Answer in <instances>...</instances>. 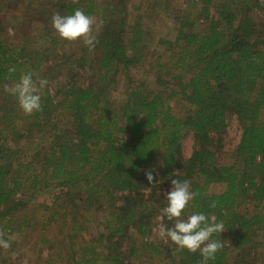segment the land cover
Segmentation results:
<instances>
[{
  "label": "trees",
  "instance_id": "obj_1",
  "mask_svg": "<svg viewBox=\"0 0 264 264\" xmlns=\"http://www.w3.org/2000/svg\"><path fill=\"white\" fill-rule=\"evenodd\" d=\"M131 1L41 0L33 13L24 11L21 42L10 40L0 17V231L22 238L37 232L34 244L48 252L41 251L42 262L38 257L35 264H136L133 257L143 251L160 264H201L199 252L179 250L170 240L164 245L146 240L157 223L171 226L161 216L163 181L187 180L196 194L192 210L225 228L213 237L223 248L209 264H259L264 0H186V8L174 13L170 0H136L130 22ZM5 8L10 5L0 0V13ZM151 8L171 12L177 26L174 40L159 42L169 54L166 61L151 49L154 38L144 25ZM77 9L96 17L98 43L91 51L79 42L77 51L59 52L66 43L51 17ZM35 22L42 28L34 44L27 36ZM147 64L165 90L153 91L131 74ZM29 70L48 85L42 111L26 116L5 85ZM120 75L124 99L117 103L111 94ZM177 96L188 105L182 116L169 104ZM229 116L239 119L243 132L236 163L225 166L217 155ZM189 135L193 151L183 158ZM159 157L161 177L156 180L151 171L152 185L143 168ZM222 183L224 191H209ZM49 191L57 193L53 203H30ZM92 211L107 212L104 229L92 243L79 245ZM132 234L141 241L125 249Z\"/></svg>",
  "mask_w": 264,
  "mask_h": 264
},
{
  "label": "rangeland",
  "instance_id": "obj_2",
  "mask_svg": "<svg viewBox=\"0 0 264 264\" xmlns=\"http://www.w3.org/2000/svg\"><path fill=\"white\" fill-rule=\"evenodd\" d=\"M3 2L10 5V8L3 9L6 12L0 13L1 19L6 23L8 29L7 32L10 35V40L15 42H21L24 38V32L26 28L21 26V21L23 20V14L25 9L29 12H32L37 9L39 6V2L41 0H2ZM20 1L19 4L15 2ZM102 1L106 0H96L97 4H100ZM136 0H132L129 3V20L132 22L134 15L136 12L133 10L132 4L135 3ZM170 11L174 13L180 8H186L187 1L186 0H170ZM134 6V5H133ZM171 12H164V10H156L151 8L144 19V25L147 26L148 29L151 30V37L154 38V46H151V49L155 47V49L164 56L163 60L166 61L168 59L169 54L167 53V49L164 45L160 44V40H174L176 36L177 26L172 19L173 15ZM96 20V17H93ZM42 28V23H34L32 29H36L33 32L28 34V38L35 44V38L40 35ZM17 29V30H16ZM66 43L63 44L64 46L59 47V52H75L77 51L79 42H68L63 41ZM54 44V43H53ZM150 60V59H149ZM58 70V69H57ZM131 74L136 79H142L145 81L150 89L153 91H161L165 90L162 89V86H158L155 83V76L151 68L147 65L138 66L131 70ZM118 81V87L114 89L111 94L112 100H115L117 103L122 102L124 99V83H125V76L120 75ZM170 90V89H169ZM169 104L173 107L174 112L179 116L184 115L185 110L188 109V105L182 102L179 97H173L170 99ZM242 125L239 119L236 116H229L228 117V126L226 131L222 134L223 138V146L221 151L218 153V164L220 165H233L236 163L235 152L240 143L242 137ZM194 138L192 135H189L184 141L182 145V157L187 158L191 155L194 147ZM238 166H241V163H237ZM145 171H153L154 175L156 176V180L159 181L161 177V170H162V162H160V157L154 162L152 166H144L143 168ZM164 187L158 193H162L165 196L166 191L170 188V181H163L162 183ZM226 185L225 184H213L209 191L211 193H220L224 191ZM57 192V191H56ZM56 194L53 192H44L39 195L35 194L32 198L31 204L43 203L46 202L48 204L53 203V200L57 199ZM152 201L155 200L154 196H150ZM162 199V198H161ZM89 214V213H87ZM108 214L106 211H92L90 212V222L85 224V230H83L82 234L79 232L78 235V244H84L85 242L92 243V240L96 239L99 234L104 229V225L102 222L106 220ZM82 226V225H81ZM162 224H156L153 232L149 235L146 239L148 242H151L155 245L161 244L164 245L167 243V238H162L160 236V229ZM78 231V230H77ZM35 233L34 237L28 236L27 238L19 237L17 233H13L11 235L2 234L0 231V235L4 236L5 238L8 237L11 241V247L9 249H0V264L12 263V264H35L38 261V255L41 254V251L44 250V255L47 254L48 249L42 244H34V241L37 240V232ZM53 237L54 234L51 233ZM260 243L258 249L259 252L257 257L259 259V264H264V234L259 238ZM141 241V238H137L134 234L130 236L129 243L125 244V249H129L131 246H137ZM34 244V245H33ZM78 245V246H79ZM99 249V247L97 248ZM101 250V249H100ZM147 252V251H146ZM145 251L140 254H136L133 259L135 260L136 264H160L158 260L151 259L150 256ZM41 257L39 260L42 262ZM3 260H5L3 262ZM132 260V259H131ZM125 264H130V261H125Z\"/></svg>",
  "mask_w": 264,
  "mask_h": 264
},
{
  "label": "clouds",
  "instance_id": "obj_3",
  "mask_svg": "<svg viewBox=\"0 0 264 264\" xmlns=\"http://www.w3.org/2000/svg\"><path fill=\"white\" fill-rule=\"evenodd\" d=\"M52 27L62 40L80 42L89 51L98 43L95 34L96 20L77 9L71 14L54 13L51 17ZM14 72L15 69H10ZM48 85L47 79L33 78L31 70L22 72L19 80L12 86L5 85V91L18 103L26 116L42 111V96ZM148 182L155 185L153 172L145 173ZM195 192L189 181L171 179L170 188L165 193V206L161 216L171 223L162 225L160 236L170 240L179 250L191 253L199 252L201 264H209L223 248L220 240L213 238L225 230L215 217H209L202 211H193ZM11 241L0 235V249H9Z\"/></svg>",
  "mask_w": 264,
  "mask_h": 264
}]
</instances>
